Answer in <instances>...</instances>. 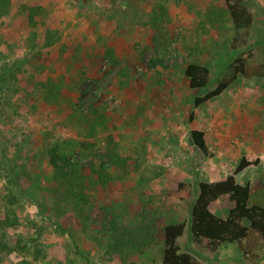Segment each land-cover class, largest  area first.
Segmentation results:
<instances>
[{"label": "rangeland", "instance_id": "obj_1", "mask_svg": "<svg viewBox=\"0 0 264 264\" xmlns=\"http://www.w3.org/2000/svg\"><path fill=\"white\" fill-rule=\"evenodd\" d=\"M7 1L0 9V215L14 211L18 224L8 235L24 250L0 255V264H160L163 229L188 225L198 182L224 180L242 158L260 161L235 178L250 186V205L264 207V77H239L194 106L240 54L264 63V0H244L248 31L234 29L226 0ZM159 4L166 16L154 23ZM189 64L209 70L207 88L189 87ZM93 111L106 129L89 137ZM193 130L204 133L208 156L194 146ZM108 136L138 170L114 173L104 187L90 177L80 211L54 181L48 150L77 159L88 174ZM179 183L191 186L188 200L169 196ZM232 206L222 197L210 210L224 219ZM178 247L201 264H264V249L259 259L246 257L236 244L213 248L188 229Z\"/></svg>", "mask_w": 264, "mask_h": 264}, {"label": "trees", "instance_id": "obj_2", "mask_svg": "<svg viewBox=\"0 0 264 264\" xmlns=\"http://www.w3.org/2000/svg\"><path fill=\"white\" fill-rule=\"evenodd\" d=\"M7 0H0V9L8 7ZM227 12L230 20L237 31H248L252 26V17L248 12L244 0H226ZM150 14L154 23L166 16L162 4L158 5ZM161 15V16H160ZM49 38L44 46L51 45ZM153 64V63H152ZM156 64V63H155ZM185 76L189 81V87L193 90L204 89L209 84V70L198 64H189L185 69ZM242 77L246 80L264 77V63H259L256 55L251 52L240 54L221 73L216 86L202 97H196L194 106L200 107L207 102L220 97ZM53 96V95H52ZM95 119L88 128V136H95L97 128L106 129L105 118L93 111ZM189 120H193L190 115ZM190 136L194 146L205 156H208V148L204 133L200 130H193ZM107 145L103 153L95 155V161L84 170L82 163L72 157H62L57 154L56 148L48 150L49 164L53 170V179L60 186L66 189L69 199L82 211L89 203L87 190L91 186V178L95 184L106 186L115 177L131 175L137 172L139 164L129 157H123L118 152V147L112 136L107 137ZM259 159L251 162L242 158L235 168L233 174L222 181L208 183L198 182L196 199L190 211L188 225L170 224L163 229L164 251L160 264H201L189 252H181L178 247V240L184 235L186 229L190 236L197 241H206L213 248H219L226 244H236L240 252L246 257L259 259L264 249V207L250 205V186L241 185L236 181V175L243 172L250 166H258ZM91 175V176H89ZM192 195L191 186L186 183H179L175 190L169 192V196L179 200H188ZM228 197L232 208L228 211L226 218H219L214 215L210 207L218 199ZM17 217L13 210L7 209L3 217L0 215V255H11L19 250H24L23 242L19 239L15 243L10 239L8 230L16 227ZM142 246V244H140ZM122 264H138L136 262H123Z\"/></svg>", "mask_w": 264, "mask_h": 264}, {"label": "crops", "instance_id": "obj_3", "mask_svg": "<svg viewBox=\"0 0 264 264\" xmlns=\"http://www.w3.org/2000/svg\"><path fill=\"white\" fill-rule=\"evenodd\" d=\"M194 117V116H193ZM250 196H251V193H250Z\"/></svg>", "mask_w": 264, "mask_h": 264}]
</instances>
